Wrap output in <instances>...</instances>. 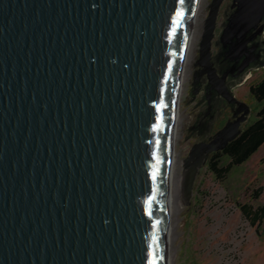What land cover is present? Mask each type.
<instances>
[{"label":"water","instance_id":"1","mask_svg":"<svg viewBox=\"0 0 264 264\" xmlns=\"http://www.w3.org/2000/svg\"><path fill=\"white\" fill-rule=\"evenodd\" d=\"M222 2L203 30L210 67ZM198 3L0 0V264H169ZM263 32L264 0H238L221 33L243 39L229 59ZM242 130L202 144L222 150Z\"/></svg>","mask_w":264,"mask_h":264},{"label":"rangeland","instance_id":"2","mask_svg":"<svg viewBox=\"0 0 264 264\" xmlns=\"http://www.w3.org/2000/svg\"><path fill=\"white\" fill-rule=\"evenodd\" d=\"M211 1L207 0L205 6L201 35L196 42L190 74L184 81L180 106L184 120L177 149L183 159L193 152L203 156L204 162L192 194L178 211L175 264H264V223L259 227L254 225L241 208L249 205L255 209L264 203V144L224 178L208 168L212 151L202 144L222 143L224 130L244 128L256 115L259 104L251 86L264 76V57L250 68L240 65L243 56L242 60L238 57V60L221 61L223 57H234V48L243 42L235 37L216 50L211 67L202 62L203 30ZM213 46L212 52L216 49ZM259 47L264 48V39L260 44L248 42L246 51L259 57Z\"/></svg>","mask_w":264,"mask_h":264},{"label":"trees","instance_id":"3","mask_svg":"<svg viewBox=\"0 0 264 264\" xmlns=\"http://www.w3.org/2000/svg\"><path fill=\"white\" fill-rule=\"evenodd\" d=\"M251 93L259 104L256 115L235 139L224 149L212 152L208 159V168L220 178L248 161L264 144V76L251 86ZM241 208L254 225L264 223V203L255 209L249 205Z\"/></svg>","mask_w":264,"mask_h":264},{"label":"bare ground","instance_id":"4","mask_svg":"<svg viewBox=\"0 0 264 264\" xmlns=\"http://www.w3.org/2000/svg\"><path fill=\"white\" fill-rule=\"evenodd\" d=\"M206 3L207 0H199L198 7L195 13L194 28L184 65V81L187 80L190 74L191 63L195 57V50L197 46L196 42L201 35V27L204 21ZM183 113L184 112L180 111L177 124L176 149L174 157L173 178L171 183V229L169 241V264H175L174 241L177 234V220H179L178 211L180 210V206L192 194L194 179L196 178L197 173L201 167L200 165L202 163V159H198V157L196 156V160L194 163L186 164L184 159L180 156L181 151L177 149V143L179 142L178 140L180 139L183 130Z\"/></svg>","mask_w":264,"mask_h":264},{"label":"flooded vegetation","instance_id":"5","mask_svg":"<svg viewBox=\"0 0 264 264\" xmlns=\"http://www.w3.org/2000/svg\"><path fill=\"white\" fill-rule=\"evenodd\" d=\"M212 1H211V3H212ZM237 3H238V0H223V2L221 3L220 10H219V13H218V18H217V25H216V29H215V36H214V39H213L214 40V43H213L214 46H213V48H216V49L214 50V52H212V59H211L212 61H213L215 52H217L219 50L218 48L221 45L223 46V47L221 46V48H224V46L227 45L226 42H224V41L221 40L220 34L223 31V29L226 27V25L228 24V22L230 20V17L236 11V9H237ZM219 18H220V20H219ZM252 32H253V34H255V29H252L251 30V33ZM263 35H264V32L263 33H260L259 36H257V37L254 36V41H252V42H254L255 44L256 43L257 44H260L261 41L264 39ZM218 36L220 37L219 39H218ZM216 39H218L217 43H215ZM263 51H264V48L263 47H261V48L259 47V50H258L259 57H257L256 54L252 53V51L246 52L245 55H244V58H243V60H246V65H248L246 68H250L251 66L256 65V63L259 60H261L262 57H264ZM228 60L230 61L229 57H223L221 59V61H228ZM229 117H230V115H228L226 117V119L223 120V124L226 122V120Z\"/></svg>","mask_w":264,"mask_h":264}]
</instances>
